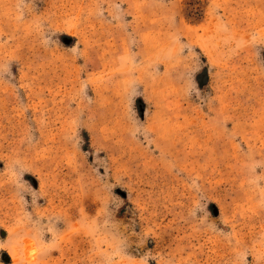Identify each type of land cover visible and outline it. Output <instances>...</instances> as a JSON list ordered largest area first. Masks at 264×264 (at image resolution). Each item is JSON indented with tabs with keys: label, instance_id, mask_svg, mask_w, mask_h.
I'll use <instances>...</instances> for the list:
<instances>
[{
	"label": "rangeland",
	"instance_id": "1",
	"mask_svg": "<svg viewBox=\"0 0 264 264\" xmlns=\"http://www.w3.org/2000/svg\"><path fill=\"white\" fill-rule=\"evenodd\" d=\"M0 264H264V0H0Z\"/></svg>",
	"mask_w": 264,
	"mask_h": 264
}]
</instances>
